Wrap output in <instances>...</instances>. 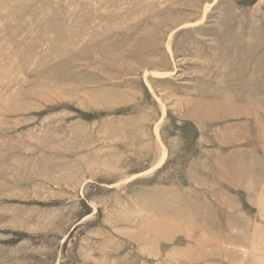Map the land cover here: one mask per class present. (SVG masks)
<instances>
[{"label":"rangeland","instance_id":"1","mask_svg":"<svg viewBox=\"0 0 264 264\" xmlns=\"http://www.w3.org/2000/svg\"><path fill=\"white\" fill-rule=\"evenodd\" d=\"M0 264H264V0H0Z\"/></svg>","mask_w":264,"mask_h":264}]
</instances>
